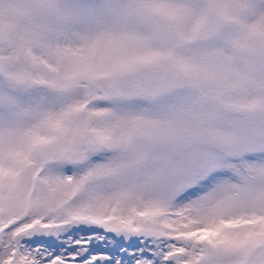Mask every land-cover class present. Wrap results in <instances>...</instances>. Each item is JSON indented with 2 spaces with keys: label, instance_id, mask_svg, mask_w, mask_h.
Returning <instances> with one entry per match:
<instances>
[{
  "label": "snow or ice",
  "instance_id": "obj_1",
  "mask_svg": "<svg viewBox=\"0 0 264 264\" xmlns=\"http://www.w3.org/2000/svg\"><path fill=\"white\" fill-rule=\"evenodd\" d=\"M0 264H264V0H0Z\"/></svg>",
  "mask_w": 264,
  "mask_h": 264
}]
</instances>
